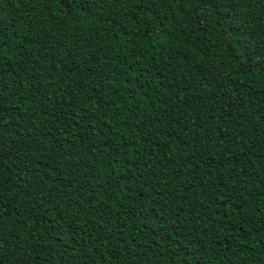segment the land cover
<instances>
[{
  "label": "trees",
  "instance_id": "obj_1",
  "mask_svg": "<svg viewBox=\"0 0 264 264\" xmlns=\"http://www.w3.org/2000/svg\"><path fill=\"white\" fill-rule=\"evenodd\" d=\"M199 10L0 0L3 264H264V71Z\"/></svg>",
  "mask_w": 264,
  "mask_h": 264
},
{
  "label": "snow or ice",
  "instance_id": "obj_2",
  "mask_svg": "<svg viewBox=\"0 0 264 264\" xmlns=\"http://www.w3.org/2000/svg\"><path fill=\"white\" fill-rule=\"evenodd\" d=\"M59 3L65 9V15L71 16L74 8L83 9L89 2V0H58ZM155 0H136V5H149L154 3ZM173 2V0H169ZM256 0H174L175 5L183 7L185 4L191 5L194 9L197 5L200 6L199 15H205L206 10H211L212 15L217 18L218 22L223 25L225 31H229V34L234 38V42L240 44L243 49H247V55L249 58L255 56V62L252 63V67L260 68L264 71V52L257 51L250 47L253 35L249 25H245L241 10L248 9ZM11 81H6L0 76V97L9 89ZM10 95V93H9ZM264 119V117H262ZM258 126V125H257ZM241 132H233V136L237 139V143L240 142ZM0 147H7L2 145ZM13 167L16 165L13 164ZM50 224L51 221H48ZM67 227V225H62ZM6 233L0 232V264H3L4 260V242L3 237ZM13 264H30V261L26 259H13Z\"/></svg>",
  "mask_w": 264,
  "mask_h": 264
}]
</instances>
